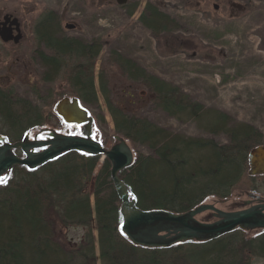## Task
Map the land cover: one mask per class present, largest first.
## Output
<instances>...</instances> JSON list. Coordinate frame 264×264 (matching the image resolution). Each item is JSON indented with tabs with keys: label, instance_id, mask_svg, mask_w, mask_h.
Here are the masks:
<instances>
[{
	"label": "trees",
	"instance_id": "trees-1",
	"mask_svg": "<svg viewBox=\"0 0 264 264\" xmlns=\"http://www.w3.org/2000/svg\"><path fill=\"white\" fill-rule=\"evenodd\" d=\"M139 21L155 37L170 23L151 3L145 5ZM34 33L44 47V52L38 51L44 70L41 84L52 83L66 68V92L60 98L75 96L81 104L95 106L93 68L104 45L100 38L83 42L67 36L52 10L37 20ZM107 62L127 81L144 87L149 101L169 117L192 121L203 132L221 133L226 139L221 143L189 137L139 116L131 109L132 94L120 101L111 99L100 72L98 88L111 116L113 134L131 147L143 146L147 151L136 152L132 163L118 174L135 207L180 213L207 199L228 197L246 174L248 152L264 145L262 133L249 124L230 126L226 113L206 111L177 86L147 73L114 50ZM49 115L55 124L60 123L54 114ZM95 119L97 124L102 120L98 115ZM49 121L30 99L0 92V135L9 141ZM97 162L96 156L70 151L33 170L20 166L11 170L6 183L0 184V264H96L92 221L101 264H248L252 256L264 257V232L243 239L240 231H234L208 242L166 249L134 246L118 230L121 202L110 163L104 159L93 178ZM58 226L82 227L84 234L75 246L64 245L55 235Z\"/></svg>",
	"mask_w": 264,
	"mask_h": 264
},
{
	"label": "rangeland",
	"instance_id": "rangeland-1",
	"mask_svg": "<svg viewBox=\"0 0 264 264\" xmlns=\"http://www.w3.org/2000/svg\"><path fill=\"white\" fill-rule=\"evenodd\" d=\"M148 3L170 20L166 30L157 37L139 21ZM49 10L56 12L67 36L83 42L100 38L104 44L93 68L96 104L84 106L94 118L93 137L104 146L113 144L114 131L98 88L100 72L111 99L120 101L132 94L131 109L139 116L189 137L212 138L221 143L226 140L221 133L207 134L196 123L179 122L156 108L144 87L127 81L114 64L107 62L112 50L133 60L147 73L177 86L206 111L226 113L230 126L233 123L253 126L262 133L264 141V0H125L123 5L116 0H0V18L4 14L17 17L22 34L16 44H4L0 40V91L30 99L44 118L50 117L44 127L78 135L79 128L55 124L49 115L54 114V99L66 92V68L52 83L44 85L40 81L44 70L38 51L44 52V47L37 43L34 26ZM96 115L102 119L98 124ZM131 149L133 154L147 153L143 146ZM101 164L98 157L93 178ZM246 191H254L264 198V176L249 177L246 173L230 195ZM91 225L96 264H101L94 221ZM240 232L243 239L262 235L254 231ZM83 234L82 227H59L55 233L64 245L73 246ZM248 264H264V257L252 256Z\"/></svg>",
	"mask_w": 264,
	"mask_h": 264
},
{
	"label": "water",
	"instance_id": "water-1",
	"mask_svg": "<svg viewBox=\"0 0 264 264\" xmlns=\"http://www.w3.org/2000/svg\"><path fill=\"white\" fill-rule=\"evenodd\" d=\"M124 2L125 0H116L119 5H123ZM12 30L16 32L14 36ZM21 37L17 18L5 15L0 21V40L16 44ZM53 111L63 123L81 126L80 135H66L51 129H43L46 132L45 139L34 141L24 139L13 144L7 143L5 138L0 136V177L7 174L15 165L34 169L69 151L96 156L101 161L107 159L110 163L111 179L121 202L122 221L118 226L119 232L131 244L140 248L165 249L194 241H209L234 230L264 231V199L249 192L245 194L255 199L257 203L237 211H221L210 204H200L181 213L165 209L136 208L135 200L129 199L127 188L118 176L119 172L133 161V154L126 140L115 134L113 144L106 147L93 139V119L87 110L80 106L76 97L58 100L53 106ZM13 148H20L24 157L15 156L12 153ZM247 163L248 176L264 175V145H257L248 152ZM249 202L251 201H246L244 205ZM205 210H211L217 219L213 222L196 220L195 216Z\"/></svg>",
	"mask_w": 264,
	"mask_h": 264
},
{
	"label": "flooded vegetation",
	"instance_id": "flooded-vegetation-1",
	"mask_svg": "<svg viewBox=\"0 0 264 264\" xmlns=\"http://www.w3.org/2000/svg\"><path fill=\"white\" fill-rule=\"evenodd\" d=\"M5 15H11V18L15 17L12 14H4L0 18V21L2 20V18ZM19 27H20V23H19ZM14 34H15V31L12 30V35H14ZM8 43H10V42L4 43V44H8ZM0 92H5V91L1 90ZM25 137H27L29 140H35V138H45L46 136H45V133H43V134L36 133L35 134V131H30V132L26 133L21 139H19L17 141H21ZM34 151H35V149H34ZM13 153L16 156H18L19 158L23 157V153L21 152L20 149H14ZM23 167L25 168V166H23ZM251 192L255 195L254 191H251ZM246 201H251V202H249V204H247V205H244ZM206 203L212 205L214 208H216L218 210L229 212V211H237V210L245 209L249 206L255 205L257 203V201H255V199H253L251 197H248L245 193H239V194H236L234 196L230 195L229 197L222 198V199H217V200L212 199L210 201H207ZM195 219L202 221V222H213L217 218H215L213 216V212L211 210H205L204 212L197 214L195 216Z\"/></svg>",
	"mask_w": 264,
	"mask_h": 264
},
{
	"label": "snow or ice",
	"instance_id": "snow-or-ice-1",
	"mask_svg": "<svg viewBox=\"0 0 264 264\" xmlns=\"http://www.w3.org/2000/svg\"><path fill=\"white\" fill-rule=\"evenodd\" d=\"M2 183H6V181L4 179H0V184Z\"/></svg>",
	"mask_w": 264,
	"mask_h": 264
},
{
	"label": "bare ground",
	"instance_id": "bare-ground-1",
	"mask_svg": "<svg viewBox=\"0 0 264 264\" xmlns=\"http://www.w3.org/2000/svg\"><path fill=\"white\" fill-rule=\"evenodd\" d=\"M25 168H27L26 166H25ZM27 169H29V168H27ZM35 169V168H34ZM29 170H33V169H29Z\"/></svg>",
	"mask_w": 264,
	"mask_h": 264
}]
</instances>
